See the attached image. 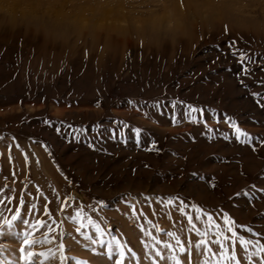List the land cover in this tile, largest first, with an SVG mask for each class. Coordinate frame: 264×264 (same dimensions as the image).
Returning <instances> with one entry per match:
<instances>
[{
    "label": "rangeland",
    "instance_id": "obj_1",
    "mask_svg": "<svg viewBox=\"0 0 264 264\" xmlns=\"http://www.w3.org/2000/svg\"><path fill=\"white\" fill-rule=\"evenodd\" d=\"M232 41L254 61L252 74H242ZM62 55L42 53L23 30L0 36V189H14L17 197L26 193L25 207L18 202L0 207L4 218L16 211L22 216L0 238L5 255L16 261L27 234L38 241L29 250L43 253V264H68L66 257L110 264L96 254L99 245L84 238L94 232L85 219L91 218L135 252V264H172L158 259L156 250L176 254L180 264H204L205 256L194 247L199 237L186 231L179 201L189 206L185 211L193 219L196 205L217 223L227 214L241 235L246 233L240 226L249 225L264 233V99L257 103L252 95L264 92V41L223 30L205 34L171 59L129 47L99 62L85 54L61 67ZM174 99L205 109L204 119L218 130L216 138L209 140L203 123L173 124L169 101ZM157 102L159 109L151 107ZM208 110H215L218 123ZM225 114L255 139L241 144L231 138ZM69 125L87 132L74 139ZM225 133L230 139L222 138ZM153 142L155 150H149ZM250 192L254 198L243 195ZM45 197L53 213L48 219L55 221L51 233L32 229L37 217L26 211L33 202L42 208ZM65 197L68 207L61 212ZM170 197L179 200L165 209L161 201ZM81 209L85 228L77 231L80 221L70 217ZM168 231L181 237L184 253L179 246L175 253L162 248L164 242L175 244ZM235 252L246 264L239 245Z\"/></svg>",
    "mask_w": 264,
    "mask_h": 264
},
{
    "label": "clouds",
    "instance_id": "obj_2",
    "mask_svg": "<svg viewBox=\"0 0 264 264\" xmlns=\"http://www.w3.org/2000/svg\"><path fill=\"white\" fill-rule=\"evenodd\" d=\"M264 41V0H0V36L23 30L42 53L97 62L142 47L173 57L208 33Z\"/></svg>",
    "mask_w": 264,
    "mask_h": 264
},
{
    "label": "snow or ice",
    "instance_id": "obj_3",
    "mask_svg": "<svg viewBox=\"0 0 264 264\" xmlns=\"http://www.w3.org/2000/svg\"><path fill=\"white\" fill-rule=\"evenodd\" d=\"M225 34H228L227 28H225ZM235 41H232L229 45L232 48L233 55H239V62L242 65V74L250 75L252 74V70L249 67L254 61L246 51L237 50L234 48ZM264 82V81H261ZM243 84V81H241ZM248 87L247 85H244ZM253 97L257 99V103H260L261 99H264V92L261 93H252ZM129 103L134 104V102L130 101ZM169 104L173 111L170 114V119L173 124L181 123V120H187L190 123L200 124L203 123L205 126V130L208 134L209 140H213L216 138L218 130L211 128L207 121L204 119V112L206 111L203 108H199L193 105H188L183 101L178 99H174L169 101ZM181 106L183 108L182 117L180 115ZM264 107V105H261ZM153 108H160V102L151 105ZM209 114L212 115V118L219 122L218 114L215 113V110H208ZM226 122L229 123L232 131L231 138H235V140L241 144H250L255 137L250 136L247 132L243 131L237 123L226 114L224 116ZM122 125L123 121L120 122ZM126 126V125H125ZM70 135L74 139H79L84 133L87 132V129L82 128H72ZM59 131V129H58ZM141 129H135V134L137 137L141 135ZM117 134L113 132V136L115 137ZM223 139H230L228 134H221ZM139 143V140L137 141ZM149 150H155V143L153 142L152 148ZM39 191V190H38ZM7 193H12L8 195ZM25 192H21L19 196L15 194V190L11 188L0 189V207L4 205H10L13 202H18L19 207H25ZM42 195V193H41ZM241 195V194H237ZM243 195L254 198L255 192L244 193ZM38 199V197H37ZM45 204L42 206L37 205L36 203H31V207H27L26 211L31 213L34 217H37L36 223L31 225L32 229L39 228L43 230L47 228L49 233L52 231V227L55 226V221L50 220L53 216L51 209L48 206L47 198L45 197ZM179 200L177 197H170L166 201H161L162 206L165 209L170 207H176V203ZM68 202L67 197H65L64 202L61 203L60 211L63 212L67 209ZM189 206L186 205L183 201H179L178 211L182 216H186L187 218V229L186 231L189 233H194L197 237H199V241L195 243L194 247L201 252L202 255L205 256L204 264H241L240 259H238L236 255V247L239 245L240 249L244 253L243 259L246 261V264H264V233H259L253 230L252 226H240L241 229L246 233V235H241L236 231V225L233 220L227 215L224 214L222 218V224L217 223L212 214L207 213L206 211H202L201 208L196 205H192L191 208L195 212V219H193V215L186 212L185 209ZM15 211V210H14ZM133 215L135 216L136 210L135 205L132 206ZM44 215L45 220L38 219L39 215ZM81 217H84L83 209L77 211L70 219L73 222L80 221V226L77 231H82L85 228V224ZM170 218V217H169ZM22 219L21 213L16 211L10 218H4L2 214H0V238L10 232L17 221ZM87 220V226L91 229H94L92 234L85 233L84 238L90 242L92 245H99L100 251L96 254H102L106 259L110 261V264H135V252L130 248H126L124 244L121 243L120 239H118L115 235H112L111 232H105L99 224H97L91 218H85ZM23 223L28 224L29 221L23 220ZM149 228L152 226L151 221H147ZM183 231V229L181 230ZM168 237L175 240V244H170L164 242L162 244V248L164 250H171L175 253V249L179 246V253H184L186 251L185 247L181 244V237L177 235L175 231H168L165 233ZM230 234V235H229ZM145 235L151 237L154 243L157 246H161V241L152 236L150 231L145 232ZM110 237V238H109ZM211 237H215L214 239H210ZM38 241L35 239H29L26 234L23 238L21 247L18 251L20 256L16 261L10 259L7 255H5L7 249L0 245V264H18L20 260L24 262V264H43V261H40V257L43 256V253H33L29 249L34 248ZM211 245L219 246L220 251L213 252ZM192 247V242L189 241V249ZM229 247H231V254H229ZM155 256L158 259H162L167 261L171 259L172 264H180V260L177 259L176 254L171 256L162 255L161 251L156 250ZM66 261L68 264H89V262L85 261H77L74 257H66Z\"/></svg>",
    "mask_w": 264,
    "mask_h": 264
}]
</instances>
